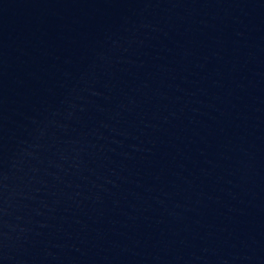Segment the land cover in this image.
I'll return each instance as SVG.
<instances>
[{
	"label": "water",
	"instance_id": "obj_1",
	"mask_svg": "<svg viewBox=\"0 0 264 264\" xmlns=\"http://www.w3.org/2000/svg\"><path fill=\"white\" fill-rule=\"evenodd\" d=\"M0 264H264V0H0Z\"/></svg>",
	"mask_w": 264,
	"mask_h": 264
}]
</instances>
